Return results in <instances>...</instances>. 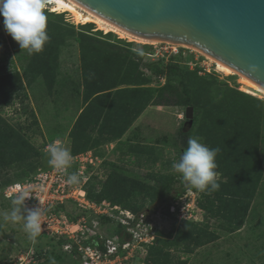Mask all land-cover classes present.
I'll return each mask as SVG.
<instances>
[{
    "label": "rangeland",
    "instance_id": "1",
    "mask_svg": "<svg viewBox=\"0 0 264 264\" xmlns=\"http://www.w3.org/2000/svg\"><path fill=\"white\" fill-rule=\"evenodd\" d=\"M48 5L45 9L48 17L47 29L51 33L58 31L61 36L53 69L55 82L51 85L45 82L43 75L38 74L33 54L29 55L26 50H21L17 42H11L4 29L3 17L0 16V72L5 75L19 74L23 83V88L9 89L10 103L4 105L1 99L0 118L19 132L37 153L29 160L0 166V213L10 212L12 207L6 201L3 191L7 182L10 185L20 180L21 172L34 165H45L48 145L59 141L68 150L71 148L69 133L86 105L83 81L88 63L81 60L80 49L75 42L76 34L82 32L102 39L116 48H122V51L117 52L123 57L120 76L127 77L135 60H140L142 71L150 78L140 87L152 90L148 103L150 105L145 107L119 140L102 142L96 128L90 129L84 135L85 139L81 138L83 141L80 144L86 142V139L90 140L89 150L84 153H91L93 158V165L87 167L95 191L100 187L96 182L104 181L114 172L148 188L146 194L136 192L127 199L129 203L143 207V210L160 209L165 214L168 201L180 196H185L182 197L184 204L192 207L190 220H165L150 245L141 247L140 242H135L127 253L124 251L118 258L98 264H150L145 257L147 248L159 238L171 236L172 240L182 222L194 223L198 232H207L214 238L191 250L189 254L169 247L167 250L172 264L183 260H186L185 264H264V177L258 182V190L246 208L241 227L229 231L230 225L227 221L231 208L228 206L230 199L219 201L222 202L221 209L218 208V201L214 205L204 203L202 193L188 187L179 174L172 170V164L179 160L187 148L189 138H199L206 145L198 126L202 113L208 109L205 106L207 97L211 102L217 103L222 98H228L230 89L242 92V86L236 84L234 77H224L216 73L205 55L193 48L163 41H156V44L128 42L112 33L97 31L93 24H76L68 13L53 12ZM53 46L51 43L48 50ZM172 49H176V55H172ZM124 51L133 55L124 58ZM175 56H178L181 66L188 69L205 68L212 75L207 76L201 70L198 73H187L182 79L169 77L168 85L162 87L164 78L150 75L146 65L156 64L161 60L164 65V62ZM24 70L26 78L23 76ZM132 73L135 76L138 69ZM199 78L204 81H199ZM181 81L185 83L190 97L185 93ZM125 87L131 85H121L118 88ZM247 95L264 101V97ZM192 101L197 105H185V102ZM155 102L158 105H152ZM189 110L190 119L186 117ZM51 137L54 139L52 142ZM97 139H100V143L93 148L91 144ZM258 151L264 176V127L260 133ZM216 178L224 181L219 174ZM158 180H163V183L165 181L170 190L155 197L150 189L158 186ZM162 199L165 201L161 202ZM199 204L204 207H199ZM63 211L71 218L80 213L74 202L66 203ZM208 211L211 212V217L206 215ZM87 217L89 223L97 219L92 213ZM115 229V225L103 221H99L97 227L98 233L102 235H115ZM55 243L51 235L42 234L33 244L23 231L22 221L5 222L0 217V264H51L53 259L55 264H73L74 259L60 252Z\"/></svg>",
    "mask_w": 264,
    "mask_h": 264
},
{
    "label": "trees",
    "instance_id": "2",
    "mask_svg": "<svg viewBox=\"0 0 264 264\" xmlns=\"http://www.w3.org/2000/svg\"><path fill=\"white\" fill-rule=\"evenodd\" d=\"M87 25L91 26V24ZM46 31L49 39L42 52L33 54V59L37 63L38 74L43 75L45 82L51 85L55 82L53 69L61 36L58 31L57 33L56 31L51 33L48 29ZM8 37L11 42H15L10 35ZM75 42L79 46L81 60L88 63V69L83 81L86 105L69 133L72 140L69 151L72 156L89 150L88 143L90 140L86 139L83 144H80V141H83L81 138L92 128L97 129L102 142L111 143L119 140L145 107L150 105L148 103L152 97V90L140 87L145 84L146 80L150 79L142 71L140 60H135L136 62L128 71L127 77L126 75L120 76L123 57L117 52L122 51V48H116L102 39L82 32L76 34ZM51 43L54 46L48 50ZM13 45L15 44L13 43ZM131 55L133 54L124 51V58ZM177 58L178 56L171 57L167 62H164V65H162V60L156 64L146 65L150 75L164 78L165 83L162 87L168 85L169 77L182 79L187 73L201 71L198 67L188 69L181 66ZM136 69H138V73L133 76L132 72H135ZM206 73L207 76L212 75L210 72ZM23 76L27 77L26 70H24ZM198 80L204 81L200 78ZM180 83L185 87V93L188 95L189 91L185 83L182 81ZM121 85H131V87L118 88ZM10 88H23L21 77L19 74L5 75L0 72V101L2 99L4 105L10 103ZM228 91V98H222L217 103L211 102L207 97L205 106L208 109L202 113L198 126L206 146L220 149L216 156L217 168L215 171L224 179V181L217 180L220 185L217 191L211 194L204 192L201 195H203L204 203L214 205L218 201L219 209H221L222 203L219 202L220 200L230 199L228 206L231 208L226 206L229 209L227 222L230 225L229 231H235L241 227L246 208L258 190V182L264 177L258 151L260 133L264 127V101L248 96L247 94H251L263 98L256 92L243 87L240 89L242 92L234 89ZM152 105L158 104L155 102ZM185 105L196 106L197 104L192 101L185 102ZM100 139L91 144L93 148L100 143ZM53 140L51 137L50 142ZM33 155H37V153L32 146L24 140L19 132L0 118V166L29 160ZM47 165L48 159H46L45 165H34L22 171L20 180L29 178L39 168H46ZM96 183L100 186L97 191H95L94 184L90 182V179L84 187L89 200L95 202L107 200L112 205H120L122 208L135 213L143 211V207L127 201L136 192L147 193L148 188L146 189L143 184L114 172L110 173L104 181H97ZM8 184L7 182L4 186ZM150 190L155 197H158L159 195L162 196L163 192H168L170 187L161 180L156 188ZM164 201L161 200V202ZM199 207L203 208L204 206L199 204ZM206 215L211 217L212 214L208 211ZM102 221L107 222L108 219H102ZM195 228L194 223H180L172 240H170L171 236H166L164 239L159 238L156 243L147 248L145 256L147 262L150 264H172L167 250L169 247L178 251L183 250V253L189 254L191 250L214 238L212 234L198 232ZM115 234L119 235L122 241L127 239L120 226L116 227ZM194 234L197 236H193ZM64 242V239H61L55 246L60 249ZM60 252H62L61 249ZM66 256L72 258L68 254ZM185 263L186 260H183L176 264ZM73 264L79 263L74 260Z\"/></svg>",
    "mask_w": 264,
    "mask_h": 264
},
{
    "label": "water",
    "instance_id": "3",
    "mask_svg": "<svg viewBox=\"0 0 264 264\" xmlns=\"http://www.w3.org/2000/svg\"><path fill=\"white\" fill-rule=\"evenodd\" d=\"M67 1L134 38L193 48L264 91V0Z\"/></svg>",
    "mask_w": 264,
    "mask_h": 264
},
{
    "label": "built area",
    "instance_id": "4",
    "mask_svg": "<svg viewBox=\"0 0 264 264\" xmlns=\"http://www.w3.org/2000/svg\"><path fill=\"white\" fill-rule=\"evenodd\" d=\"M171 53L176 55V49H172ZM190 69L193 68L190 67ZM200 70L208 72L205 68ZM90 154L87 152L73 156V164L67 174L56 171L48 164L46 168H39L29 178L15 181L3 190L6 201L10 203L13 196L20 190H29L32 197L26 199V207L39 206L45 210L40 235H51L56 241L55 244L64 239L65 242L60 249L79 264L112 261L118 258L120 253L124 251L127 253L135 242H140L141 247L150 245L157 237L164 221L169 218L172 221L190 220L189 213L192 207L184 204L182 197L185 196L168 201L165 214L160 209L135 213L118 205H112L107 200L100 202L89 200L84 187L90 179L87 166L93 165ZM73 172L77 173L81 179L78 185L67 183L68 174ZM68 202H74L80 210L78 216L73 219L63 211ZM91 213L97 219L89 223L87 216ZM102 219H108L106 223L116 227L120 226L127 239L122 241L117 234H99L97 227Z\"/></svg>",
    "mask_w": 264,
    "mask_h": 264
},
{
    "label": "clouds",
    "instance_id": "5",
    "mask_svg": "<svg viewBox=\"0 0 264 264\" xmlns=\"http://www.w3.org/2000/svg\"><path fill=\"white\" fill-rule=\"evenodd\" d=\"M48 0H0V16L6 33L18 43L21 50L29 55L39 54L48 41V17L45 9ZM49 6V5H48ZM219 148H209L199 138H189L187 148L172 170L188 186L201 193L211 194L219 189L217 182L216 156ZM48 164L60 173H68L73 164V156L66 146L59 141L48 145ZM81 182L75 172L68 174L67 183L78 185ZM32 197L29 190H20L11 199V211L0 213L5 222H23V231L27 238L35 244L42 232V218L45 210L41 207L28 208L26 199ZM55 264V260L51 261Z\"/></svg>",
    "mask_w": 264,
    "mask_h": 264
},
{
    "label": "bare ground",
    "instance_id": "6",
    "mask_svg": "<svg viewBox=\"0 0 264 264\" xmlns=\"http://www.w3.org/2000/svg\"><path fill=\"white\" fill-rule=\"evenodd\" d=\"M47 4L51 6L53 12L57 11L58 13H68L76 24H82V25L93 24L97 31H103L105 34L112 33L115 36H118L120 39H125L128 42H136L141 44H156V41H146L129 36L119 31L118 29L99 21L97 18L82 11L81 9L74 6L67 0H48ZM205 57L212 64L213 70L216 73L224 77H234L236 84L242 86L243 88L250 89L256 92L258 95L264 97V91L262 89H260L253 83L249 82L248 80L244 79L243 77L237 75L235 72L231 71L230 69L225 68L219 65L218 63L212 61L207 56Z\"/></svg>",
    "mask_w": 264,
    "mask_h": 264
}]
</instances>
